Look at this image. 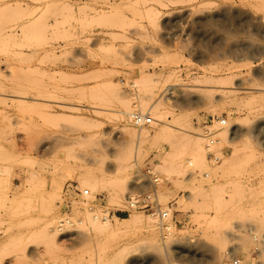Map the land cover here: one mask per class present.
Wrapping results in <instances>:
<instances>
[{
  "label": "rangeland",
  "instance_id": "rangeland-1",
  "mask_svg": "<svg viewBox=\"0 0 264 264\" xmlns=\"http://www.w3.org/2000/svg\"><path fill=\"white\" fill-rule=\"evenodd\" d=\"M143 76L168 81L152 94ZM103 83L122 99L102 96ZM263 99L264 0H0V264H101L95 222L132 214L150 218L154 236L138 230L105 246L106 259L137 243L119 264H233L230 246L240 263L264 264ZM125 112L153 122L137 127ZM166 124L185 130L158 138ZM189 130L206 138L204 163ZM171 155L182 169L162 167ZM119 166L130 170L123 206L80 183ZM150 167L164 220L123 212ZM23 185L21 215L10 200Z\"/></svg>",
  "mask_w": 264,
  "mask_h": 264
},
{
  "label": "bare ground",
  "instance_id": "bare-ground-1",
  "mask_svg": "<svg viewBox=\"0 0 264 264\" xmlns=\"http://www.w3.org/2000/svg\"><path fill=\"white\" fill-rule=\"evenodd\" d=\"M245 48V47H244ZM246 50H248V51H246ZM245 52L246 53H248L249 52V49L247 48V49H245ZM250 53V52H249ZM100 71H97V72H94V73H96L95 74V76H94V73H92V74H90V75H92V76H90V78L91 77H95L97 80H100L101 79V75L103 74L102 72H100ZM97 73H99V74H101V75H97ZM144 78L141 80L142 82H141V85L143 84L144 86H145V88L148 90V88L149 89H151V92H152V94H154L153 92H155V91H157L156 93H158L159 91H162L163 89H164V87H162V86H165V83L168 81H166V79H163L162 78V76H161V78H159L160 76H158V77H153V76H143ZM88 78H89V76H88ZM93 79V80H96V79ZM162 81H164V83L162 82ZM110 84L111 83H108V84H106V83H103L102 85H101V87L102 88H100L101 90L102 89H104L103 90V92H105L104 93V95H102V96H106L107 94H109V95H107V97H111L112 99H116V100H120V99H122V92H121V87L119 86V85H113V86H110ZM132 85H133V87H135L136 85H134V83H131ZM161 84H163V85H161ZM142 85V86H143ZM105 86H108L107 87V90H106V87ZM109 87H111V88H109ZM162 88V89H161ZM100 89H96V91L95 92H97V93H94L93 91H90V93L91 92H93V93H89L90 94V98L92 97V98H97L98 100L99 99H101V94H103L102 92H101V90ZM98 90V91H97ZM153 90V91H152ZM172 91H175L174 90V88H172L171 89ZM106 91H107V93H106ZM136 91V90H135ZM150 91V90H149ZM137 92V91H136ZM150 92V93H151ZM100 93V94H99ZM88 94V93H87ZM88 94V95H89ZM106 94V95H105ZM86 94H84V96H85ZM87 95V96H88ZM93 95V96H92ZM95 95V96H94ZM86 97V96H85ZM99 97V98H98ZM257 99H259V98H257ZM262 99V98H261ZM255 99H253V101H254ZM255 103H260V104H262L263 103V105H264V99L261 101H255ZM72 109V108H71ZM126 113V112H125ZM127 114V116H128V114L129 113H126ZM131 114V113H130ZM147 115V114H146ZM155 115V114H154ZM158 116V115H157ZM153 116L156 120H158V121H162L161 120V118H162V116L160 117V116ZM128 118H130L129 116H128ZM163 119V118H162ZM224 121V120H223ZM223 121H221L220 120V124L223 122ZM155 124V123H154ZM225 124H226V121H225ZM156 125V124H155ZM223 125V124H222ZM232 125H229V126H227L225 129H224V131L223 132H221V134H220V132H217V135H215L214 137H215V139H217L216 138V136L217 137H219L220 138V143H219V140H218V142H217V140H216V142L218 143V145L219 144H221L222 143V141H224V140H227V139H230L231 140V134L232 133H234L233 131H235V130H233L232 129ZM171 128H175V129H177V130H175V131H173L172 132V130H174V129H171ZM184 129V128H183ZM183 129H180V127L179 128H177V127H175V125H173V126H171L170 124H166L165 126H162V127H160V130H159V132H158V130H157V132H158V138H162V139H166L167 140V138H168V141H169V139L171 140V138L172 139H176V137H174V136H176V135H174V134H176V133H178V131H179V133H181L180 132V130H183ZM185 130V129H184ZM223 130V129H222ZM221 130V131H222ZM177 131V132H176ZM176 132V133H175ZM186 132H188V133H190V135L188 134V136H187V134H185V132L183 131V135H185V139L186 138H188L189 136H190V138L188 139V142L191 144V146H190V144L187 142V140H186V149H190V151H191V153L195 156L194 158H196V160L198 161V162H200V163H204V162H202L204 159H205V150H204V140H206V138L204 139V135H200V134H196V133H193V132H190V130L189 131H186ZM148 132H144V134H140V137L141 136H146L147 135V137H148V134H147ZM219 134V135H218ZM179 136V135H178ZM177 136V137H178ZM146 137V138H147ZM156 137H157V135H156ZM180 137H182V135L180 136ZM143 138V137H142ZM218 138V139H219ZM221 139H222V141H221ZM230 140H228V141H230ZM185 141V140H184ZM214 142V141H213ZM225 143L227 142V141H224ZM188 144H189V146H190V148H188L189 146H188ZM214 144V143H213ZM213 144H211V147H210V149L212 148V146H213ZM205 145H207V144H205ZM221 145H223V144H221ZM138 147H140V146H138ZM208 149V148H207ZM137 150L138 151H140V148H137ZM210 153V152H209ZM212 153V152H211ZM172 154H176V153H172ZM177 156H179L178 155V153L176 154ZM175 155V156H176ZM173 156V157H172ZM175 156L174 155H171V156H167L166 157V159H162V163H161V165H162V167L164 166L165 168L166 167H170V166H174L175 164L177 165V166H179V165H181V163L178 165V163H177V160H178V158H175ZM172 157V158H171ZM174 158V159H173ZM200 160V161H199ZM202 160V161H201ZM179 161H180V159H179ZM204 161H206V160H204ZM228 163L229 161L228 160H224V162L223 163ZM190 163V162H189ZM216 163V162H215ZM191 165V164H190ZM223 165V164H222ZM225 165V164H224ZM227 165V164H226ZM226 165L224 166V169L226 168ZM163 167V168H164ZM182 167V165L181 166H179V168H181ZM227 167H228V165H227ZM118 169H116V175L113 177V178H107L103 173H101V174H99V175H97V174H95V173H93V172H88V173H85V174H83V176L80 178V183L81 184H83V185H86L87 187H89V189L92 191V192H94L95 190H97V189H101V190H106L107 192H108V194H109V202H110V204L111 205H117V206H123L122 205V201H123V198L125 197V194L127 193V191L129 192L130 191V186L128 187V183H127V174H126V171L125 170H129V169H124V168H126L125 166H119V167H117ZM222 168H223V166H222ZM182 169V168H181ZM179 170V169H178ZM130 171V170H129ZM155 171V170H154ZM125 172V173H124ZM146 172V171H145ZM159 174V173H158ZM143 175H144V173H143ZM160 175V174H159ZM181 176H182V174H181ZM161 177V176H160ZM162 181V180H161ZM185 181H187V180H185ZM162 183V182H161ZM132 187H133V185H132ZM131 187V188H132ZM135 187V186H134ZM134 189V188H133ZM132 189V190H133ZM25 190V186L23 185L22 187H21V190H19L15 195H13V198L10 200L11 201V204H12V208H16V209H19V210H21L22 209V207H24V211H22L20 214L22 215V213L24 212H27L26 211V209L28 210V207L31 205V200H30V197H28L27 196V194H26V192L24 191ZM56 195H59V194H55V196ZM14 206V207H13ZM14 208V209H15ZM14 209H12L13 211V213L14 214H16L17 216L18 215H20L19 213H16L18 210H16V212H15V210ZM162 211H163V209H162ZM165 211V210H164ZM169 212L170 211H168V214H169ZM148 214V213H147ZM170 215V214H169ZM149 216V215H148ZM151 217V216H150ZM93 218L94 219H97L98 217L97 216H93ZM146 218L147 217H143V215L141 216L140 214L139 215H135V214H132V216H130L129 218H127V219H119V218H117V219H115V223H112V222H110L108 219H106V218H104L105 220L104 221H102V223L100 224L99 222H95V225H94V227H93V229H92V234H93V239H94V241H93V246H94V248L96 249V252H97V260L99 261V263H101V264H119V262L123 259V260H125L124 258H127V257H125L126 255H128V254H132L131 252H133L132 251V249L130 248V247H133V246H136V244L137 243H135V245H134V243H133V241H132V243L133 244H131V246L130 245H127V246H125V247H123L124 248V250H120L119 252H117V254H113V256H111V258L110 259H106L105 258V246H108V248L107 249H109L110 247L109 246H111L110 244H113V247H115V246H117V243H119V241L121 240H125V239H128V238H130L129 236H131L132 234H135L138 230L139 231H141L142 229H145V230H147L148 231V233H149V235H152V236H154V229H153V227L151 226V225H149L150 223V218L148 219L147 218V220H146ZM154 218V217H153ZM167 218H169V217H167ZM166 218V219H167ZM156 219H157V217H156ZM111 220V219H110ZM159 223H160V220H159ZM163 222H161L160 224H162ZM227 232V231H226ZM224 234H225V231L223 232ZM223 234V235H224ZM229 233H226L225 234V237L226 238H228V236L230 237L231 235H228ZM71 236V235H70ZM132 237V236H131ZM130 239H128V241H129ZM140 240V239H139ZM120 241V242H121ZM127 241V240H126ZM140 242V241H139ZM131 243V242H130ZM129 243V244H130ZM142 243L144 244V242L142 241ZM143 244H141V245H143ZM133 245V246H132ZM143 248H144V246H143ZM143 248H141L142 250H143ZM129 249H131V250H129ZM138 249H140V247L139 246H137V251H138ZM140 251V250H139ZM32 251H30V253H31ZM141 252V251H140ZM139 252V253H140ZM226 252H227V254H228V259L230 260V261H232L233 262V264H234V261L236 260L235 259V257H233L234 256V252H233V250H232V247L230 246V247H227V249H226ZM139 253H136V252H134V254L136 255V254H139ZM35 254V253H34ZM133 254V255H134ZM106 257H107V255H106ZM110 257V256H109ZM240 262V261H239ZM134 264V263H133ZM240 264H242V263H240Z\"/></svg>",
  "mask_w": 264,
  "mask_h": 264
},
{
  "label": "built area",
  "instance_id": "built-area-1",
  "mask_svg": "<svg viewBox=\"0 0 264 264\" xmlns=\"http://www.w3.org/2000/svg\"><path fill=\"white\" fill-rule=\"evenodd\" d=\"M130 118L131 122L137 127L148 126L153 122L151 117L141 112L132 113ZM221 124L224 125L225 121ZM212 135L213 134H209L207 137H211ZM211 144H213V141H209L206 148H210ZM208 156L211 161L216 163L220 162V158H218L214 153H209ZM144 175L146 177L145 190L128 195L126 199L127 209L123 212H143L148 213L153 217H158L160 220H164L168 217V212L162 211L160 203L157 199V188L161 184V177L151 167L146 170ZM83 195L88 196L89 191L84 190ZM234 264H240L239 260H235Z\"/></svg>",
  "mask_w": 264,
  "mask_h": 264
}]
</instances>
